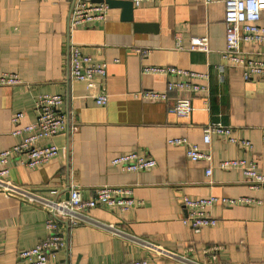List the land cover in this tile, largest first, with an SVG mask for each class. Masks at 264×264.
<instances>
[{
    "label": "crops",
    "instance_id": "obj_1",
    "mask_svg": "<svg viewBox=\"0 0 264 264\" xmlns=\"http://www.w3.org/2000/svg\"><path fill=\"white\" fill-rule=\"evenodd\" d=\"M97 3V2H96ZM72 0H0V75L17 74L22 84L0 86V152L24 139L13 132L37 120L36 99L61 95L64 132L54 141L59 156L36 170L13 162L0 185V264H18L23 249L48 235L43 203L68 199L72 186L89 199L103 186L131 187L138 205L126 212L98 208L87 213L96 225L68 228L69 250L56 257L69 264H118L146 259L150 264H264V186L254 188L239 169L222 170L228 160L254 163L264 174V77L246 81L244 69L224 59L225 7L202 0H159L134 6V20L112 9L107 21L70 34ZM145 26L137 30L136 25ZM264 27V15L261 21ZM207 38L210 52L191 51ZM80 45L96 62L107 63L109 102L99 106L83 83L70 77L69 44ZM139 51V52H138ZM249 57L264 60V43L241 45ZM172 66L203 76L189 80L198 92L176 90L166 101L140 97L164 91L172 75H151L144 66ZM177 98H192L190 119L170 112ZM23 114L18 124L13 117ZM220 123L251 148L214 135L210 145L203 128ZM186 138L213 163L191 161L170 139ZM157 162L151 171L130 173L113 166L131 153ZM212 167V168H211ZM208 168L212 174L207 175ZM35 196L37 202H30ZM217 198L206 213L215 227L194 232L182 223V198ZM246 197L253 204L231 205L223 199ZM155 247L171 256L161 255Z\"/></svg>",
    "mask_w": 264,
    "mask_h": 264
},
{
    "label": "built area",
    "instance_id": "obj_2",
    "mask_svg": "<svg viewBox=\"0 0 264 264\" xmlns=\"http://www.w3.org/2000/svg\"><path fill=\"white\" fill-rule=\"evenodd\" d=\"M129 1L135 7H139L144 3L156 4L159 0ZM202 1L207 5L221 2L225 7L226 50L224 59L232 66L243 68L246 81L254 77H264V60L249 57L247 53L241 51L243 43H264V27L260 25L264 15V0ZM72 2L70 34L79 28L107 21L112 10L105 2L96 3L93 0H72ZM191 51L209 53L207 38H201L198 44L191 47ZM69 52L71 79L83 83L89 96L94 99L97 105L106 106L109 102L105 85L108 74L107 63L96 62L92 56L84 54L81 46L74 42H70ZM143 72L151 75H172L176 78H187L188 82L181 80L169 82L164 91H142L138 94L146 100L159 102L166 101L169 94L176 90L200 91V88L193 85L189 80L203 76L197 72L172 66H144ZM20 84L22 81L17 74L3 73L0 75V86L12 87ZM64 103L65 98L61 95L44 94L37 97V120L32 124L19 127L13 132L14 136H23V141L0 152V185L4 190H17L8 180L10 165L13 162L28 169L36 170L59 156V149L54 139L67 127V120L61 114ZM194 111L192 98H177L175 105L170 109V112L180 119H190ZM23 116V114L15 115L13 117L14 124H18ZM203 133V140L206 145H210L212 137L216 135L225 138L231 144L240 147H252L250 141L234 137L232 128L220 123L206 126L203 128ZM168 144L184 148L187 157L193 162L213 163L211 152H206L186 138L170 139ZM112 165L125 172L139 173L151 171L157 166V162L150 157L134 152L115 158ZM211 168L206 171L207 175L212 174ZM219 168L222 170L239 169L243 172L247 182L254 188L264 186V174L257 170L254 163L240 159L228 160L221 162ZM29 200L30 202L38 201L35 196H29ZM221 201L231 205L256 202V200L246 197ZM217 202H219L217 198L191 200L183 197L182 203L187 210V215L183 218L182 223L196 233H200L204 228L215 227L217 221L206 213V209ZM43 204L48 208L46 222L48 235L37 246L23 249L19 253L18 264H69L68 261L61 262L56 257L60 252L69 250L68 230L64 228L65 224L68 228L81 224L98 226L88 217L89 211L106 208L126 212L137 206L138 202L134 198L131 187L103 186L95 190L93 197L85 199L82 196V191L78 187L72 186L68 199ZM155 250L161 255L171 256V253L162 248L155 247ZM118 264H150V262L142 259Z\"/></svg>",
    "mask_w": 264,
    "mask_h": 264
},
{
    "label": "water",
    "instance_id": "obj_3",
    "mask_svg": "<svg viewBox=\"0 0 264 264\" xmlns=\"http://www.w3.org/2000/svg\"><path fill=\"white\" fill-rule=\"evenodd\" d=\"M97 3H107L111 9H122V19L132 22L134 20V4L129 0H93ZM137 30L145 28L140 24L136 25Z\"/></svg>",
    "mask_w": 264,
    "mask_h": 264
}]
</instances>
